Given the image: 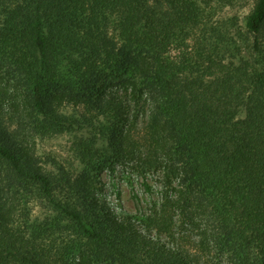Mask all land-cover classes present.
<instances>
[{"label":"trees","instance_id":"16d2710c","mask_svg":"<svg viewBox=\"0 0 264 264\" xmlns=\"http://www.w3.org/2000/svg\"><path fill=\"white\" fill-rule=\"evenodd\" d=\"M235 1L0 0V264H264V0Z\"/></svg>","mask_w":264,"mask_h":264},{"label":"rangeland","instance_id":"374dc122","mask_svg":"<svg viewBox=\"0 0 264 264\" xmlns=\"http://www.w3.org/2000/svg\"><path fill=\"white\" fill-rule=\"evenodd\" d=\"M254 2L255 0H236L233 4H225L221 8L217 6V12L213 16V19L236 16L238 18V24L244 29L246 15L254 5ZM71 138L72 136L70 134L60 133L51 137L38 139L36 147L41 156L45 153L55 156V158L64 163L68 161L74 162L73 167L79 170L80 166L72 154ZM101 175L104 183L105 199L116 209L129 212L136 211L138 206L133 198L134 193L141 197V207H146L149 195L141 184V177L131 171L129 167L116 165L113 170L104 169ZM156 179L154 174L147 176V181L152 184L153 188L157 186ZM31 203L35 215L42 216L46 212L42 204H39L35 200Z\"/></svg>","mask_w":264,"mask_h":264}]
</instances>
